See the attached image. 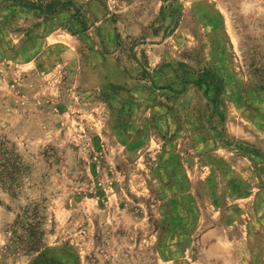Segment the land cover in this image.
Wrapping results in <instances>:
<instances>
[{"label": "rangeland", "instance_id": "rangeland-1", "mask_svg": "<svg viewBox=\"0 0 264 264\" xmlns=\"http://www.w3.org/2000/svg\"><path fill=\"white\" fill-rule=\"evenodd\" d=\"M54 1L0 4V264L31 203L53 264H264V0Z\"/></svg>", "mask_w": 264, "mask_h": 264}, {"label": "trees", "instance_id": "trees-1", "mask_svg": "<svg viewBox=\"0 0 264 264\" xmlns=\"http://www.w3.org/2000/svg\"><path fill=\"white\" fill-rule=\"evenodd\" d=\"M4 2H11L17 6L33 9L40 13H48L45 11L52 10V6L59 4V1H54L44 7L41 5V0H0V4ZM245 66L249 79L256 87L264 90V55H261L258 59L252 56L247 57V59L245 57ZM205 76L211 79L215 78L214 74L203 72L199 77V84L206 85L208 87L207 91H210V88L213 87L215 94L222 91L223 88L219 78L216 84L215 80L209 82L208 79L204 78ZM27 168L28 166L21 155L7 147L0 150V186L9 192L11 196H16L21 189L22 182L27 174ZM44 220L45 214L39 204L31 203L21 207L11 225L7 248L11 250L19 249L25 254H37L31 264H53V259L48 257L49 249L43 240L42 225Z\"/></svg>", "mask_w": 264, "mask_h": 264}]
</instances>
